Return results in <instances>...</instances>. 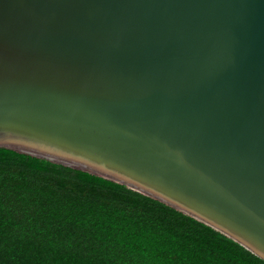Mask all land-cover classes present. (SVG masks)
I'll use <instances>...</instances> for the list:
<instances>
[{
	"label": "water",
	"instance_id": "obj_1",
	"mask_svg": "<svg viewBox=\"0 0 264 264\" xmlns=\"http://www.w3.org/2000/svg\"><path fill=\"white\" fill-rule=\"evenodd\" d=\"M0 147L264 259V0H0Z\"/></svg>",
	"mask_w": 264,
	"mask_h": 264
},
{
	"label": "trees",
	"instance_id": "obj_2",
	"mask_svg": "<svg viewBox=\"0 0 264 264\" xmlns=\"http://www.w3.org/2000/svg\"><path fill=\"white\" fill-rule=\"evenodd\" d=\"M0 264H264L124 184L0 147Z\"/></svg>",
	"mask_w": 264,
	"mask_h": 264
}]
</instances>
